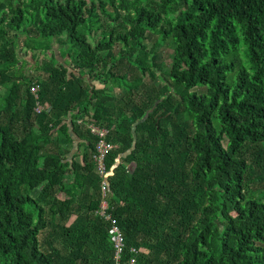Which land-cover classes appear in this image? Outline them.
Wrapping results in <instances>:
<instances>
[{
  "label": "trees",
  "instance_id": "16d2710c",
  "mask_svg": "<svg viewBox=\"0 0 264 264\" xmlns=\"http://www.w3.org/2000/svg\"><path fill=\"white\" fill-rule=\"evenodd\" d=\"M0 89V264H114L90 125L123 263L264 264V0H0Z\"/></svg>",
  "mask_w": 264,
  "mask_h": 264
},
{
  "label": "built area",
  "instance_id": "2783aa9c",
  "mask_svg": "<svg viewBox=\"0 0 264 264\" xmlns=\"http://www.w3.org/2000/svg\"><path fill=\"white\" fill-rule=\"evenodd\" d=\"M31 95L35 99L34 112L40 114L42 111L46 110L43 105L38 101L39 86L36 82H33L30 88ZM80 122V121H79ZM90 133L97 136V141L94 146V154L92 155V161L94 163L95 173L100 178V197L98 207L93 211L94 215L102 218L104 221L109 222L108 235L110 237L112 248H113V263L114 264H138L136 261L137 251L133 248L130 249V254L132 255L129 260L123 263V250H124V239L119 228L117 221L112 217L110 211L112 210V205L110 201L111 194L109 192L108 186V174L106 172L105 157L112 151V144L105 141V135L107 131L98 128L94 125L89 126Z\"/></svg>",
  "mask_w": 264,
  "mask_h": 264
},
{
  "label": "rangeland",
  "instance_id": "374dc122",
  "mask_svg": "<svg viewBox=\"0 0 264 264\" xmlns=\"http://www.w3.org/2000/svg\"><path fill=\"white\" fill-rule=\"evenodd\" d=\"M83 1H85L86 3H88V0H83ZM100 22L101 23H103V24H105L104 23V19H103V17L102 16H100ZM104 28H105V26H104ZM103 28V29H104ZM77 32L79 33V34H83V29H82V27H78L77 28ZM117 48L118 47H115L114 49H115V51L117 50ZM57 49H58V47H57V44H55L54 42H53V46H52V51H53V53L54 54H57ZM160 50V52H161V54H162V56L164 57V59H165V61H166V63H168L169 62V56L172 54V49H171V46L169 45V44H164L163 46H161V48L159 49ZM51 53V52H50ZM50 53H46V54H37V61H38V64H39V66H42L43 64H45V63H47V64H49V65H52V66H54V67H57L58 66V64H57V62L54 60V59H52L51 57H50ZM57 57V56H56ZM25 61H27V65L25 66V70H26V72H27V75H29L31 78H33V79H39L40 77H41V73L39 72V71H33L34 69H33V63H32V60H30V55L29 54H27L24 58H23ZM147 81V80H146ZM151 81H153V84H155V85H160V86H162L163 85V81H162V79L161 78H159L157 75H155V76H153V79L151 80ZM92 85L94 86V88H101V85L100 84H98V83H96V82H92ZM108 88V87H107ZM105 89V90H107V91H110V90H108V89ZM0 92H4V89H0ZM113 95H114V93H112V91H110V95H109V97H106L105 99H104V104H107V105H112L113 104ZM75 217L74 216H71L70 218H69V222H72V220L74 219Z\"/></svg>",
  "mask_w": 264,
  "mask_h": 264
},
{
  "label": "crops",
  "instance_id": "0c3cea01",
  "mask_svg": "<svg viewBox=\"0 0 264 264\" xmlns=\"http://www.w3.org/2000/svg\"><path fill=\"white\" fill-rule=\"evenodd\" d=\"M76 141H77V139H76ZM77 143V142H76Z\"/></svg>",
  "mask_w": 264,
  "mask_h": 264
}]
</instances>
